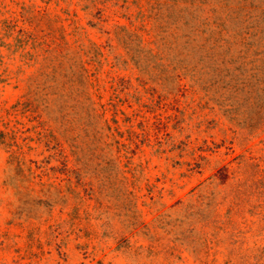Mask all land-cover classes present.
I'll list each match as a JSON object with an SVG mask.
<instances>
[{"label": "rangeland", "instance_id": "rangeland-1", "mask_svg": "<svg viewBox=\"0 0 264 264\" xmlns=\"http://www.w3.org/2000/svg\"><path fill=\"white\" fill-rule=\"evenodd\" d=\"M0 264H264V0H0Z\"/></svg>", "mask_w": 264, "mask_h": 264}]
</instances>
